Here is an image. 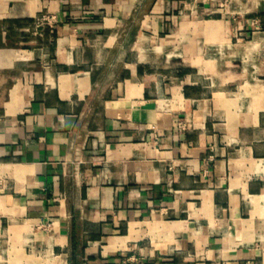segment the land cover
<instances>
[{
  "label": "crops",
  "instance_id": "obj_1",
  "mask_svg": "<svg viewBox=\"0 0 264 264\" xmlns=\"http://www.w3.org/2000/svg\"><path fill=\"white\" fill-rule=\"evenodd\" d=\"M121 262L264 264V0H0V264Z\"/></svg>",
  "mask_w": 264,
  "mask_h": 264
},
{
  "label": "built area",
  "instance_id": "obj_2",
  "mask_svg": "<svg viewBox=\"0 0 264 264\" xmlns=\"http://www.w3.org/2000/svg\"><path fill=\"white\" fill-rule=\"evenodd\" d=\"M56 23V18L53 15L44 14L40 17L36 18L33 22L34 33H38L39 30L45 27H52ZM252 26H255V21L251 22ZM120 264H126L125 262H121Z\"/></svg>",
  "mask_w": 264,
  "mask_h": 264
}]
</instances>
